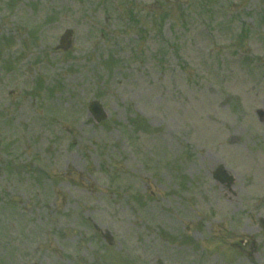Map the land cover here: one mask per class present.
I'll list each match as a JSON object with an SVG mask.
<instances>
[{
  "label": "rangeland",
  "instance_id": "374dc122",
  "mask_svg": "<svg viewBox=\"0 0 264 264\" xmlns=\"http://www.w3.org/2000/svg\"><path fill=\"white\" fill-rule=\"evenodd\" d=\"M158 260L264 264V0H0V264Z\"/></svg>",
  "mask_w": 264,
  "mask_h": 264
},
{
  "label": "water",
  "instance_id": "95a60500",
  "mask_svg": "<svg viewBox=\"0 0 264 264\" xmlns=\"http://www.w3.org/2000/svg\"><path fill=\"white\" fill-rule=\"evenodd\" d=\"M70 32H67L65 34L64 40H63V44H62V48L65 47L66 44V39L69 36ZM89 110L92 112V114L94 115L95 119L97 121H99L100 119H104L105 118V114L103 113L102 108L100 107L99 104L97 103H92L89 107Z\"/></svg>",
  "mask_w": 264,
  "mask_h": 264
}]
</instances>
